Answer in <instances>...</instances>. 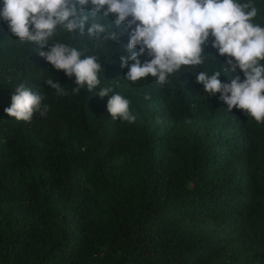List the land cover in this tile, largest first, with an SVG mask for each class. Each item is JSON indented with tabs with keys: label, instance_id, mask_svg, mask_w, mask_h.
I'll list each match as a JSON object with an SVG mask.
<instances>
[{
	"label": "trees",
	"instance_id": "16d2710c",
	"mask_svg": "<svg viewBox=\"0 0 264 264\" xmlns=\"http://www.w3.org/2000/svg\"><path fill=\"white\" fill-rule=\"evenodd\" d=\"M252 2L264 26V0ZM113 20L105 23L119 40L108 50L74 34L73 46L100 56L104 71L92 92L73 94L75 78L17 43L0 19V264H264V122L228 112L196 82L226 58L210 37L204 54L214 58L203 65L164 85L131 83L120 67L129 30ZM54 39L73 43L66 33ZM221 75L244 79L239 69ZM20 84L43 96L46 115H6ZM103 87L129 99L134 123L111 119Z\"/></svg>",
	"mask_w": 264,
	"mask_h": 264
},
{
	"label": "clouds",
	"instance_id": "9594fccd",
	"mask_svg": "<svg viewBox=\"0 0 264 264\" xmlns=\"http://www.w3.org/2000/svg\"><path fill=\"white\" fill-rule=\"evenodd\" d=\"M257 15L252 0H2L0 7V19L17 43L34 44L32 51L53 69L75 78L73 94L84 88L92 92L100 85L99 74L104 71L100 56L86 54L87 47L73 46L74 34L91 41L94 49L106 48L108 42L119 40L113 25L105 23L109 16H114L116 29L123 26L129 30L127 54L120 57V67L128 69L123 78L131 83L150 76L164 85L182 69L203 65L206 57L214 58L204 54L211 37V47L226 58V67L217 68L215 63L211 75L197 72L196 82L207 96L219 93L228 112L236 108L262 123L264 26L255 22ZM61 33L68 34L73 43L54 39ZM145 54L150 59L142 63L140 57ZM237 69L243 74L242 82L238 78L221 81L222 71L229 74ZM44 82L57 96L68 94L56 79ZM97 95L108 97L106 108L111 119L135 122L125 96L114 93L111 87L99 88ZM42 100L41 94L20 84L4 111L16 121L29 122L34 113L46 115L48 106H42Z\"/></svg>",
	"mask_w": 264,
	"mask_h": 264
}]
</instances>
